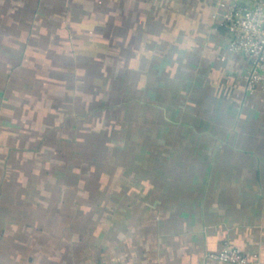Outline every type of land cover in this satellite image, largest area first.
<instances>
[{"label": "crops", "instance_id": "crops-1", "mask_svg": "<svg viewBox=\"0 0 264 264\" xmlns=\"http://www.w3.org/2000/svg\"><path fill=\"white\" fill-rule=\"evenodd\" d=\"M210 0H0V264H264V96Z\"/></svg>", "mask_w": 264, "mask_h": 264}, {"label": "built area", "instance_id": "built-area-1", "mask_svg": "<svg viewBox=\"0 0 264 264\" xmlns=\"http://www.w3.org/2000/svg\"><path fill=\"white\" fill-rule=\"evenodd\" d=\"M218 27L226 29L229 49L245 61V92L264 96V0H210ZM208 257L221 264H257L258 255L224 243Z\"/></svg>", "mask_w": 264, "mask_h": 264}]
</instances>
